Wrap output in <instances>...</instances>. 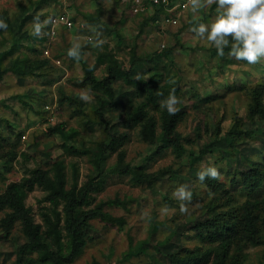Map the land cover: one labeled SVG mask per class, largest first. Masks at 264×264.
<instances>
[{"label": "rangeland", "instance_id": "obj_1", "mask_svg": "<svg viewBox=\"0 0 264 264\" xmlns=\"http://www.w3.org/2000/svg\"><path fill=\"white\" fill-rule=\"evenodd\" d=\"M32 1L36 0H0V12L5 11V15L0 16V20L7 24L4 36L8 39L2 47V51L9 48L12 39L31 35L29 38L22 39L18 51L12 55L4 56L3 66L9 65L13 57L28 58L27 64H29L36 57L47 55L46 51H48L51 60L48 62L47 68L50 69L48 71L51 72L53 79L45 81L46 78L33 76L19 78L12 73H6L0 81V129L5 135L4 138L0 136V142L3 146L2 153L5 151L6 154L12 156L11 151H16L14 160L9 162L10 168L3 167L0 163V189L12 181L33 176V171L38 168L51 170V174H53L56 168L55 162L61 160L65 165L67 187H70L75 171L72 165H76L79 170L78 185L83 184L88 175L92 173V165L84 153L77 155L64 151L60 147L62 138L59 135L44 133L41 127L46 126L43 122L46 115L38 114V109L42 110L44 107V100L47 101L52 98L53 102L56 101L62 89L66 96L74 98L75 103L66 98L61 104L58 102L50 105L49 120L52 123L64 121L67 127L75 128L78 131L76 141H71V143L80 150L90 146V141L100 140L106 135L102 125L86 122L82 117L72 114L78 102L86 111L99 106L95 89L82 82L83 68L80 59L70 58L67 54L73 43L85 45L81 51L82 59L87 64L94 65V72L100 77L104 75V63H100L98 58L102 52H112L116 55L123 68H131L130 75L132 77H146L148 62L145 56L152 57L154 51L164 47L172 48L173 57L180 70L168 79V82H174V89H177L180 94L176 95L180 101L176 105L178 108L177 115L180 116L177 131L185 140L191 141L188 143L190 146H186L188 149L192 147L197 153L200 148H204L209 152L199 156L195 161H188L187 158L178 161L171 146H167L157 153L155 146L144 142L142 137L138 136L135 126L125 124L124 109L146 101L144 107H148V111L156 116L157 132H159L162 129L160 126L164 120L163 116L165 117L168 111L161 105L154 103L153 99L156 98L158 102H161L163 97L150 98L148 97L150 93H136L133 85L121 77L118 78L114 85L117 110L107 113V117L110 121L109 131L113 134L123 131L128 134L123 143L125 161L135 165L141 162H149L151 163L149 170H158L172 165L175 176L170 178L172 177L170 174L165 175L159 181L158 186L150 189L132 185L127 176H120L118 173L108 174L103 189L94 193L96 200L93 204L115 198L121 200L134 198L126 206L119 203H110L104 206V209L109 210L113 215L123 216L127 222L118 228L106 225L99 218L92 219V229L88 234L91 240L75 259L76 264H87L94 261L100 264H145L147 261L145 253L148 251L157 253L159 259L158 262L152 264H169L168 253L186 243H193V240L184 241L186 235L182 233L183 230L191 223L196 222L197 219L207 215L204 209L198 208V203L202 199L208 198V188L205 181L200 182L197 178V173L201 168L215 167L220 173L218 181L223 182L237 200H242L247 196L246 191L239 184H234L235 178L239 179L240 174L248 170L254 161L264 159V123L250 124V121H246V123L249 122L247 125L253 134L233 148L228 146L222 135L231 125L233 112L238 111L241 116H244L246 100L242 90L240 92H228L225 96V103L218 102V100L212 101L206 110L205 108L193 107L195 96L189 95L191 86L194 85L198 92L203 94L207 90H214L215 82L220 87L226 81L229 83L234 79L254 82L264 74V60L256 65H248L244 61L235 60L228 66L217 67L216 56H214L215 46L207 40H201L190 31L199 23L187 25L189 20L204 19L205 17L206 20L201 21V23L211 24L214 22L217 15L215 4L201 9L197 13H193L191 8L182 11L178 17L179 25L149 22L143 27L141 26L143 15H133L122 7L123 4H121V8H116L109 0H101L99 4L96 0H49L45 4H35ZM99 6L104 10L100 15L103 25H95L93 21L84 18V14L87 13L97 14ZM37 7L40 8L37 9ZM60 10L83 19L86 32L92 35V40H88L87 35L75 30V27L65 33L60 32L58 35V31L55 34L50 32L51 35H56L50 37L49 30L45 26L41 40L40 37L32 34L30 25L37 16L43 22L48 18L49 13ZM97 33L105 41L102 47L93 46L97 39ZM177 41L182 46H178ZM27 43L33 44L37 50L25 46ZM132 51L139 55L133 62L130 58ZM54 79L56 80L54 81ZM84 92L90 96L88 102L81 99ZM20 97L33 98L35 105L25 107ZM5 121H10L17 132L11 135L6 129ZM219 125L221 134L215 136V128ZM198 132H200L199 135H197ZM65 144L70 143L66 142ZM115 161L116 152L109 157L107 163L111 164ZM181 185L188 186V190L192 192V198L190 202L186 203L187 207H190L189 214L179 218L176 215L180 213L179 209L182 202L178 200L179 202L172 201L166 204L162 196V189L168 190L170 196L176 198L173 193ZM46 192L47 190L43 186L35 184L26 197V205L31 208L35 221L41 223V211L49 209L51 205L49 201L45 200ZM164 207H167V212H161ZM58 209H62V204L58 205ZM152 213H156L155 217L165 221L164 223H170L173 229L179 227L180 234H175L165 244H157L159 239H164L168 235V226L166 224L161 225L154 237L149 236V218L152 217ZM2 215L3 213L0 211V217ZM174 216L178 218L171 222ZM188 217L190 220L187 221L186 218ZM130 236L132 240H130ZM146 237L149 240L143 244L146 249L144 250L145 253L140 252L129 260L120 261L129 248L130 242L136 246L137 241ZM262 239H264V233ZM24 240L25 237L18 225L13 228L8 236L0 228V264H16L19 254L17 246ZM155 245L159 250L154 248ZM246 253L245 264H264V240L258 245L247 246Z\"/></svg>", "mask_w": 264, "mask_h": 264}, {"label": "trees", "instance_id": "obj_2", "mask_svg": "<svg viewBox=\"0 0 264 264\" xmlns=\"http://www.w3.org/2000/svg\"><path fill=\"white\" fill-rule=\"evenodd\" d=\"M96 1L98 4L99 2L101 3V0ZM47 2L49 0L32 1L35 4H45ZM109 2L115 5L116 8H121V4H123L124 6L122 7L128 10V5L123 0H109ZM56 12L58 11L49 13L47 17H51ZM103 12V8L99 6L97 14L87 13L84 14V18L93 21L95 25H103V21L100 18ZM4 15L5 11L0 12V16ZM133 15H143L141 21V26L143 27L149 22L164 25H179L178 20L176 23L165 21V18L169 14L162 6H154L152 11L139 12ZM70 16L74 25L72 27L60 26L57 35L60 32L65 33L70 31L71 28L75 27V30L81 33L84 32L88 40H92V35L86 32L83 19L77 18V15ZM204 20H206V17L204 19L189 20L187 25H197ZM47 29L49 30L50 37L56 36L50 33V24L47 25ZM29 36L31 35L12 39L9 48L2 51V47L8 39L4 36V30L0 29V81L6 73H12L19 78L33 76L46 78L45 81L53 79L51 72L48 71L50 69L47 68L49 66L48 62L51 60L48 53L42 57H36L29 64H27L28 58L20 59L13 57L9 65L3 66L4 56L12 55L18 51L22 39L29 38ZM177 44L178 46L181 45L178 41ZM25 46L31 47L32 50H37V48L33 47V44L27 43ZM84 46L81 47V51H83ZM229 50V48H225L224 56H219L216 48L214 49L217 67L222 68L235 62V59L228 55ZM131 54L130 58L132 62L135 58L139 57L133 51ZM98 58L100 63H104V75L102 77L96 75L94 65L87 64L82 58L80 61L83 68L82 82L95 89L99 106L86 111L78 102L72 114L82 117L86 122L102 125L106 133L105 137L100 140L90 141V146L80 150L71 143V141H76L78 131L75 128L67 127L64 121L52 123L49 120L48 112L50 105L58 102L61 104L66 98L75 103L74 98L66 96L60 88L59 98L56 101L53 102L52 98H49L47 101L44 100V107H42V110L38 109V114L46 115L43 118L46 126L41 127L44 133L59 135L62 138L60 147L64 151L77 155L84 153L92 165V173L88 175L83 184L78 185L79 170L76 165H72L75 171L72 175V183L70 187H67L65 165L61 160L55 162L56 168L53 174H51V170L38 168L33 171V176L23 177L19 181H12L3 189H0V211L3 213L0 217L1 230L8 236L13 228L18 225L25 237V240L17 246L19 254L16 264H76V257L83 252L86 244L91 240L88 234L92 229V219L99 218L106 225L118 228L124 226L127 219L123 216L113 215L109 210L104 209V206L110 203H119L126 206L134 198L127 200L115 198L114 200H102L93 204L96 200L94 193L103 189L105 178L108 174L118 173L120 176H127L132 185L144 186L150 189H154L156 185L158 186L159 181L165 175L170 174L172 176L170 178H174L175 176L172 165L158 170H149V166L151 165L149 162H141L135 165L132 162L125 161L123 143L127 139L128 134L124 131L117 134L109 131L110 121L107 117V113L117 110L114 85L120 77L133 85L136 93H150L148 94L150 98L161 96L165 100L173 91L175 95H180L177 89H174V82H168L171 75L180 72L173 57L172 48L164 47L154 51L152 57L145 56L148 62L146 77H132L130 75L131 68H123L119 59L112 52H102ZM191 87L189 95L195 96L193 107L198 109L205 108L206 110L212 101L218 100V102L225 103V96L228 92H240L242 90V94L245 95L246 100L244 116H241L238 111L233 112L231 125L222 134L230 148H233L240 142H244L253 134L249 125H247L249 122L246 123V121H250V124L264 123V74L254 82H244L241 79H234L229 83L226 81L221 87L215 82L214 90H207L203 94L198 92V89L194 85ZM17 96L19 97L20 94ZM20 100L25 107H33L35 105L33 98L28 97L25 99L20 97ZM153 101L161 105V102H158L156 98ZM145 102H139L136 105H132V107H126L127 109H124V122L127 126H135L138 136L140 135L144 142L155 146L157 153L165 147L171 146L178 161L184 158H187L188 161H195L199 156L209 152L207 149L200 148L195 153L192 147H189L190 149L186 147L187 145L190 146L188 143L191 141L185 140L177 131L180 120V116L177 115L178 112L175 115L168 113L165 117L163 116L164 120L160 126L162 129L157 132L156 116L148 111V107H144L146 105ZM179 105L182 107L181 104ZM4 124L11 135L17 132L10 121H5ZM215 132V136L221 134L220 125L216 126ZM199 134L200 132L197 133V135ZM0 136L2 138L5 137L1 129ZM66 142L70 144L66 145ZM2 147L0 142V163L3 167L10 168L9 162L14 160L16 151H11L13 154L9 156L5 151L2 153ZM115 152L116 161L108 164L109 157ZM204 181L208 188V198L202 199L198 203V208L204 209L207 215L201 219H197L196 222L191 223L190 226H187L183 230L182 233L186 235L184 241L193 240V243H186L184 246L168 253V262L169 264H245L247 246L258 245L264 240L262 239L264 233V159L254 161L248 170L240 174L239 179L235 178L234 184H239L246 191L247 196L242 200H237L233 193L220 180L206 178ZM35 184L41 185L47 190L45 200L51 204L49 209L41 211L42 223L35 221L31 208L26 205L27 194L33 189ZM162 191L166 204L178 201V199L170 196L168 190L162 189ZM59 204H62L61 210L58 209ZM188 209L190 210L189 206ZM151 216L149 218L150 224L148 230L149 236L154 237L159 227L166 223L163 220L157 219L155 217L156 213H152ZM176 216L181 218L185 214L179 213ZM178 217H172L171 222H174ZM186 219L187 221L190 220L189 217ZM166 225L168 226V235L164 239H159L157 243L159 245L165 244L175 234H180L181 230L179 227L178 229H173L170 223ZM129 238L132 240L131 236ZM147 240L149 239L146 237L137 241L136 246L130 242L129 248L125 251L120 261L124 262V260H129L140 252H144L146 249L143 244ZM154 248L159 250L156 245ZM145 254L147 257L145 264L158 262L157 253L146 251ZM87 264L100 263L94 261Z\"/></svg>", "mask_w": 264, "mask_h": 264}, {"label": "clouds", "instance_id": "obj_3", "mask_svg": "<svg viewBox=\"0 0 264 264\" xmlns=\"http://www.w3.org/2000/svg\"><path fill=\"white\" fill-rule=\"evenodd\" d=\"M216 5L217 15L211 24L199 23L190 29L201 40H207L213 44L219 56H224L225 48H229L228 55L237 61H244L248 65H256L264 60V0H187L193 13L201 9ZM52 17L43 22L37 16L30 27L32 34L36 37L44 35L43 28L54 24ZM0 29L6 30L7 24L0 20ZM105 41L99 37L94 42V47H102ZM81 44L73 43L68 50V56L74 59H81ZM85 102L90 100L87 92L81 95ZM174 91L161 101V107L166 108L170 115L178 111L176 105L179 103ZM197 178L203 182L206 178L220 179V173L215 167H205L197 173ZM173 195L182 203L180 213L186 214L189 209L184 202H190L192 192L187 185L179 186ZM167 207L161 212H167Z\"/></svg>", "mask_w": 264, "mask_h": 264}, {"label": "built area", "instance_id": "obj_4", "mask_svg": "<svg viewBox=\"0 0 264 264\" xmlns=\"http://www.w3.org/2000/svg\"><path fill=\"white\" fill-rule=\"evenodd\" d=\"M123 1L128 5V11L133 14L139 12H149L152 11V8L154 6H162L169 14V16L165 18V21L169 23H176L181 12L190 8V6H186L187 0H123ZM174 12H175V16H174ZM51 17L55 21L54 24H50V32L52 34H55L60 26L72 27L74 25L71 16L66 11L56 12ZM46 52L48 53V51ZM46 107L48 108L47 105Z\"/></svg>", "mask_w": 264, "mask_h": 264}]
</instances>
